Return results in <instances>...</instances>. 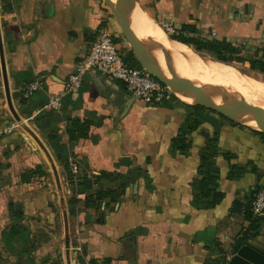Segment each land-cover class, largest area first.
I'll return each instance as SVG.
<instances>
[{"label":"crops","instance_id":"0c3cea01","mask_svg":"<svg viewBox=\"0 0 264 264\" xmlns=\"http://www.w3.org/2000/svg\"><path fill=\"white\" fill-rule=\"evenodd\" d=\"M134 2L172 26L195 25L202 38L264 49V0ZM104 32L129 52L102 0H0L19 118L8 109L0 70V240L20 224L32 242L30 258L18 264H65L66 216L71 264H227L237 243L264 256V215L250 214L264 185V139L175 97L158 105L133 98L98 71L63 95L67 77ZM39 78L42 89L22 100L20 88ZM60 95L59 109H50L49 99ZM70 121L90 123L87 137L69 141ZM36 167L44 176L20 184ZM98 192L109 195L98 200ZM12 209L22 220H11ZM16 260L6 251V264Z\"/></svg>","mask_w":264,"mask_h":264},{"label":"water","instance_id":"95a60500","mask_svg":"<svg viewBox=\"0 0 264 264\" xmlns=\"http://www.w3.org/2000/svg\"><path fill=\"white\" fill-rule=\"evenodd\" d=\"M106 8L110 12L115 24L117 25L120 34L128 46L129 50L133 54L134 59L137 61L141 69H143L148 75H150L159 84L166 87L173 97L179 99L187 105L200 107L204 110L213 112L224 119L234 123L235 125L248 129L253 133H257L264 136V114L256 109H253L246 103L233 99L232 102L224 105H219L212 101L206 95L199 92L194 88L191 83L180 81L173 78H167L162 70L161 65L156 55V48L150 46L146 41L139 36L134 29L133 25L127 19V6L128 0H102ZM136 1V0H134ZM142 9V8H141ZM143 10V9H142ZM144 11V10H143ZM198 56V55H197ZM200 58H204L198 56ZM208 59V58H205ZM210 60V59H209ZM212 61V60H211ZM215 62V61H213ZM218 63V62H216ZM220 64V63H219ZM223 65V64H222ZM0 70L3 82V89L5 94L6 103L8 109L14 119L19 121L16 115L10 96L8 87L7 72H6V60L4 57L2 39L0 36ZM185 99V101L182 100ZM48 162L55 177L57 187H60L56 168L52 163V160L44 149ZM20 206L17 205L16 209ZM64 260L65 264H71L70 259V244L68 236V225L66 216H64ZM23 264H31L28 260H24ZM227 264H264V256L249 245L241 246L236 250L234 255L230 258Z\"/></svg>","mask_w":264,"mask_h":264},{"label":"trees","instance_id":"16d2710c","mask_svg":"<svg viewBox=\"0 0 264 264\" xmlns=\"http://www.w3.org/2000/svg\"><path fill=\"white\" fill-rule=\"evenodd\" d=\"M174 27V34L170 35L169 38L179 44L185 45L190 48L194 53L198 54L201 57L208 58L212 61L218 62L220 64L230 66V67H240L244 68L249 73H254L264 76V49H258L254 52H247L243 48L235 46L231 42L223 39L216 40L213 38H202L199 35V31L195 25L191 24H181ZM193 109L205 111L200 107H192ZM210 112V111H209ZM213 113V112H211ZM215 114V113H214ZM219 116V115H218ZM221 117V116H219ZM224 119L223 117H221ZM225 121H228L224 119ZM230 124L235 125L234 123L228 121ZM237 126V125H236ZM90 123L88 122H79V121H70L66 125V134L69 141H76L79 139L86 138ZM255 135L264 139L263 135L254 133ZM180 151L184 152L185 147H181ZM207 167V166H206ZM209 167V164H208ZM44 172L41 167H36L33 170H29L20 175V184H27L30 182L31 178L42 177ZM207 179H212L211 173H206ZM91 183L84 181L82 183V189H90ZM205 194L202 193V196L206 197L209 193L208 190H205ZM109 195L107 192H98L97 199H103L105 196ZM114 199V197H111ZM88 202L86 201V205ZM251 214V213H250ZM252 216V215H251ZM11 220H22V215L19 212H16L12 209ZM31 231L26 229L20 224L11 223L2 233L1 241L3 244L4 250L11 253L12 256H16V263L18 264L23 260L25 256L30 258L29 244L32 242L30 239ZM242 245L240 243L234 246V253Z\"/></svg>","mask_w":264,"mask_h":264},{"label":"built area","instance_id":"2783aa9c","mask_svg":"<svg viewBox=\"0 0 264 264\" xmlns=\"http://www.w3.org/2000/svg\"><path fill=\"white\" fill-rule=\"evenodd\" d=\"M164 28L167 33H174L172 25L167 23ZM90 71H98L111 80L123 83L133 98L147 101L153 105L169 101L173 97L166 87L159 84L143 69L126 66L112 43V36L107 32L100 35L75 70L67 77L63 95L75 94L80 89L84 76ZM42 86V78L23 85L20 88L21 99L29 100L42 89ZM63 95L49 99L48 107L55 111L58 110ZM12 128H14L13 125L5 128L3 133L6 134ZM72 171L76 173L77 168L73 167ZM250 213L254 218L264 215V185L254 195L250 203Z\"/></svg>","mask_w":264,"mask_h":264},{"label":"rangeland","instance_id":"374dc122","mask_svg":"<svg viewBox=\"0 0 264 264\" xmlns=\"http://www.w3.org/2000/svg\"><path fill=\"white\" fill-rule=\"evenodd\" d=\"M136 6L139 9V11L141 12V19L143 20V22H146L148 25L157 27L158 30L163 34V36L166 38V40L169 43H174V41H172L169 38V36L173 35L174 33H170L169 34V32L167 33L165 31L164 26L167 24V22H164L163 20H161L157 16H154V13L152 11H150V12L145 11L144 7L140 6V8H142L144 10V12L147 14L148 18L152 19L155 23H153L151 21H148V20L145 21L146 19L144 18V13L138 7L137 4H136ZM168 24L171 25L170 22H168ZM112 43L114 44L117 52L119 53L122 62L126 66H128L130 68H139V69H141V67L139 66L137 61L134 59L133 54L131 53V51L129 50L128 53H125L124 50H122V48L120 46V40H118V38L112 37ZM183 46L185 47V50H186V52L189 55L188 59L187 58L183 59V58L177 57V56H170V58L168 59V61H169V70H170L169 74H170L171 78L191 83V85L194 88H196L199 92H201L202 94L206 95L207 97H212V96L213 97H219V98L223 99L225 101V103H230V102L233 101V99H236V100H239V101H241L243 103H246L250 107H252V105L254 106V104H255L254 107L257 108V106H258V108H257L258 110L257 111H260V112H262L264 114V111H263V109H264V107H263L264 106V76L258 75V74H254V73H249L244 68H240V67L234 68V67H230V66H226V65H222V64L213 62V61H211L209 59L200 58V57H198L199 55L194 53L190 48H188L185 45H183ZM162 56L164 57L163 54H162ZM191 59L203 61L204 64H206L208 67L212 68V70L216 73V75L218 77L217 78L216 77L213 78L210 75V77L208 78V76L205 77L204 74L201 75L200 73L193 72V71L189 72L190 74H187L188 72H186L185 70H184L185 73L182 72V70H181L182 68L180 66H182L183 64H186L185 62H187V61H188L187 62V64H188L189 60H191ZM175 61L177 63H179V65H177V63ZM189 64H191V63H189ZM191 65L194 66V67H197V66H195L193 64H191ZM183 66L187 67L189 65H183ZM231 77L233 79H236V80L239 77L240 78L239 80H243L245 82L248 81V84L250 85L249 87L254 89L255 91L257 90V91L261 92V94L263 96L259 95V96H256V97L253 96L252 99L251 98H248V100L245 99L242 94L238 93L236 90H233V89L227 87L228 82L230 81ZM200 78H201V80H200ZM233 85H235V84H233ZM236 87H238V86H236ZM238 88L239 89H243L241 87H238ZM253 99H255L256 101L253 100ZM259 107H262V109L259 108ZM4 249L5 248L3 247V244L1 243V240H0V264H6V250H4ZM15 264H17V263H15Z\"/></svg>","mask_w":264,"mask_h":264},{"label":"bare ground","instance_id":"6f19581e","mask_svg":"<svg viewBox=\"0 0 264 264\" xmlns=\"http://www.w3.org/2000/svg\"><path fill=\"white\" fill-rule=\"evenodd\" d=\"M146 17V16H145ZM127 19L128 21L133 25L134 29L136 30V32L139 34V36H141L147 44H149L150 46L156 48V55L158 57V60L160 62L161 65V70L163 72V74L167 77V78H171L170 77V70H169V61L168 59L170 58V56H177V57H181L183 59H188V53L185 50V47L182 44L179 43H169L166 38L163 36V34L158 30L157 27L148 25L146 22H143V20L141 19V12L139 11V9L136 6V3L133 0H128V6H127ZM147 19V18H146ZM148 20V19H147ZM145 20V21H147ZM164 55V57L162 56V54ZM176 62V61H175ZM179 62V61H178ZM182 62V61H181ZM188 62V61H187ZM187 62H185L186 64L183 65H189L187 67L185 66H180L182 69V72H184V70L186 72H188L187 74H190L189 72L193 71V72H198L201 75L204 74L205 77L208 76V78L210 77V75L214 78V77H218L216 75V73L212 70V68L208 67L206 64H204L203 61H199V60H189V63L197 66L194 67L191 64H187ZM177 63V62H176ZM176 65V64H175ZM177 65H179V63H177ZM178 68V67H177ZM220 68V67H219ZM180 70V69H179ZM223 72V71H222ZM228 72V71H227ZM185 73V72H184ZM199 74V75H200ZM234 74V73H233ZM238 74V73H237ZM194 75V74H193ZM236 75V74H235ZM240 75V74H239ZM184 76V75H183ZM237 76V75H236ZM241 76V75H240ZM204 78V77H203ZM207 78V79H208ZM228 78V77H227ZM242 78V77H241ZM230 79V78H229ZM240 78L238 77V79H233L231 77L230 81L228 82L227 87L231 88L233 90H236L238 93L242 94L243 97L245 99L248 100V98H253L256 96H261V92L259 91H255L254 89L250 88L248 81L245 82L243 80H239ZM201 80V78H200ZM206 80V79H205ZM224 80V79H223ZM246 80V79H245ZM208 81V80H207ZM238 87H241L243 89H239L238 87H236L235 85ZM213 94V93H212ZM216 94V93H215ZM217 95V94H216ZM219 96V95H218ZM263 96V95H262ZM210 98L212 101L216 102L219 105H224L226 104L225 101L219 97H208ZM256 99V98H255ZM253 99V100H255ZM183 101H185V99L182 98ZM256 101V100H255ZM254 102V101H253ZM254 104V103H253ZM255 106V104H254ZM253 107V109L258 110V106ZM264 107V106H263ZM262 109V107H259ZM264 111V109H263ZM260 112V111H259ZM261 113V112H260ZM264 116V115H263Z\"/></svg>","mask_w":264,"mask_h":264}]
</instances>
